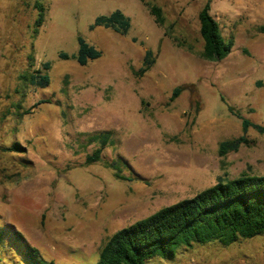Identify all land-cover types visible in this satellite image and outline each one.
<instances>
[{
	"label": "rangeland",
	"instance_id": "374dc122",
	"mask_svg": "<svg viewBox=\"0 0 264 264\" xmlns=\"http://www.w3.org/2000/svg\"><path fill=\"white\" fill-rule=\"evenodd\" d=\"M148 1L162 26L141 0H0V228L47 261L96 264L119 230L219 180L264 176V134L244 133L238 118L264 127V0H211L233 42L221 61L200 56L207 0ZM117 11L131 21L127 35L91 30ZM79 37L102 57L60 59L77 53ZM148 50L155 62L141 75ZM37 71L49 75L47 88L30 84ZM98 149L100 161L87 163ZM146 264H264V234Z\"/></svg>",
	"mask_w": 264,
	"mask_h": 264
},
{
	"label": "trees",
	"instance_id": "16d2710c",
	"mask_svg": "<svg viewBox=\"0 0 264 264\" xmlns=\"http://www.w3.org/2000/svg\"><path fill=\"white\" fill-rule=\"evenodd\" d=\"M150 10L156 22L162 26L164 17L159 7L147 0H141ZM43 22L40 15L38 25ZM200 35L203 40L201 58L208 61L224 60L231 52L233 42L223 36L219 23L211 15V0H207L199 13ZM98 27L112 29L120 35H127L131 21L122 12L117 11L110 16L97 18L91 30ZM102 57V51L89 44L84 38H78V51L69 56L61 53L62 60H75L79 65L86 66L89 62ZM155 60L153 52L148 50L145 55L140 74L148 72ZM51 63L44 65L47 72ZM36 88L45 89L50 84L47 73L37 71L29 78ZM182 92L178 87L173 91L171 100ZM49 103L40 101L39 104ZM242 120L244 133L253 128L264 134V127ZM105 137V136H104ZM102 138L104 145L106 139ZM245 141L240 138L221 144L222 154L229 150H238ZM16 145L9 151L17 152ZM5 149H0V154ZM102 149L89 156L87 163H96L101 159ZM264 234V176L242 175L238 179L219 182L195 197L182 200L167 206L153 215L116 232L102 247L96 264H146L150 259L173 258L183 247L195 244L205 245L217 242L230 246L240 240H250ZM11 253V254H9ZM0 257L6 258V264H56L45 260L38 249L30 246L21 233L12 228H0ZM11 255V257H9Z\"/></svg>",
	"mask_w": 264,
	"mask_h": 264
}]
</instances>
